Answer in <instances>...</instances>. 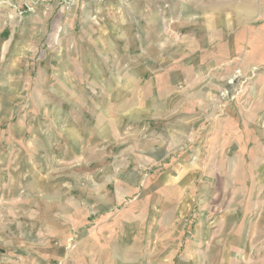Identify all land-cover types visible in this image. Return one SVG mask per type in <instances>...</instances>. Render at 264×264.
Listing matches in <instances>:
<instances>
[{"label": "rangeland", "instance_id": "rangeland-1", "mask_svg": "<svg viewBox=\"0 0 264 264\" xmlns=\"http://www.w3.org/2000/svg\"><path fill=\"white\" fill-rule=\"evenodd\" d=\"M0 264H264V0H0Z\"/></svg>", "mask_w": 264, "mask_h": 264}]
</instances>
